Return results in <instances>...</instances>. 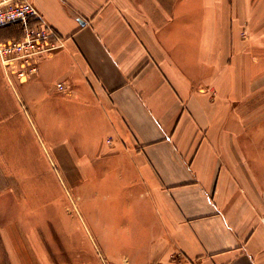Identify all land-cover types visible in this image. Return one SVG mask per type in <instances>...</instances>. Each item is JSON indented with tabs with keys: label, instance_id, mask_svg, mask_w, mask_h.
I'll use <instances>...</instances> for the list:
<instances>
[{
	"label": "crops",
	"instance_id": "1",
	"mask_svg": "<svg viewBox=\"0 0 264 264\" xmlns=\"http://www.w3.org/2000/svg\"><path fill=\"white\" fill-rule=\"evenodd\" d=\"M30 1L64 46L17 95L107 264H264V0Z\"/></svg>",
	"mask_w": 264,
	"mask_h": 264
},
{
	"label": "rangeland",
	"instance_id": "2",
	"mask_svg": "<svg viewBox=\"0 0 264 264\" xmlns=\"http://www.w3.org/2000/svg\"><path fill=\"white\" fill-rule=\"evenodd\" d=\"M5 79L0 85V264H107L106 246L94 242L86 206L80 212L75 191L63 180L58 149L42 134L44 116L17 95L29 81ZM45 103L41 98L36 108L43 110ZM49 120L55 128L57 120ZM126 231L119 230L114 238L119 244L108 246V253L140 261L144 246L124 243Z\"/></svg>",
	"mask_w": 264,
	"mask_h": 264
},
{
	"label": "built area",
	"instance_id": "3",
	"mask_svg": "<svg viewBox=\"0 0 264 264\" xmlns=\"http://www.w3.org/2000/svg\"><path fill=\"white\" fill-rule=\"evenodd\" d=\"M12 23L20 24L22 34L0 40V66L8 79L28 80L38 73L39 56L64 46V38L30 0H0V27ZM56 87L63 90L65 83L57 82Z\"/></svg>",
	"mask_w": 264,
	"mask_h": 264
},
{
	"label": "trees",
	"instance_id": "4",
	"mask_svg": "<svg viewBox=\"0 0 264 264\" xmlns=\"http://www.w3.org/2000/svg\"><path fill=\"white\" fill-rule=\"evenodd\" d=\"M22 34V27L19 23H12L0 27V40L18 38Z\"/></svg>",
	"mask_w": 264,
	"mask_h": 264
}]
</instances>
